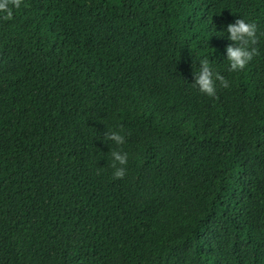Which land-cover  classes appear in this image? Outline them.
I'll list each match as a JSON object with an SVG mask.
<instances>
[{
    "label": "trees",
    "instance_id": "16d2710c",
    "mask_svg": "<svg viewBox=\"0 0 264 264\" xmlns=\"http://www.w3.org/2000/svg\"><path fill=\"white\" fill-rule=\"evenodd\" d=\"M10 7L0 264H264V0ZM240 18L259 55L230 72ZM202 59L229 81L212 97L193 85Z\"/></svg>",
    "mask_w": 264,
    "mask_h": 264
},
{
    "label": "clouds",
    "instance_id": "9594fccd",
    "mask_svg": "<svg viewBox=\"0 0 264 264\" xmlns=\"http://www.w3.org/2000/svg\"><path fill=\"white\" fill-rule=\"evenodd\" d=\"M22 0H0V12L6 13L5 20L13 17V9L20 8ZM258 26L255 22H246L244 18L236 19L235 22L227 25L228 39L234 42L227 47V60L230 62V72L243 70L254 57L259 55V49L256 47L258 43L257 36ZM194 86L198 87L202 93L212 97L216 94V84L219 81L220 86L229 87V81L220 73L215 72L210 66L208 59L200 61L198 72H194ZM105 139L115 142L117 145L125 143V137L118 132H106ZM111 157L114 161L111 165L115 169L113 173L114 179H122L126 175L128 154L126 152L111 150ZM117 162L121 167H117Z\"/></svg>",
    "mask_w": 264,
    "mask_h": 264
}]
</instances>
